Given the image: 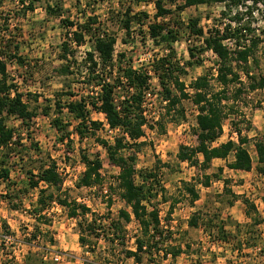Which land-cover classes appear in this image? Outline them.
Masks as SVG:
<instances>
[{"label": "rangeland", "instance_id": "374dc122", "mask_svg": "<svg viewBox=\"0 0 264 264\" xmlns=\"http://www.w3.org/2000/svg\"><path fill=\"white\" fill-rule=\"evenodd\" d=\"M155 1L157 0H38L34 5L35 10L25 14L18 0H0V51L10 79L23 95L29 110L36 115L27 126L14 117L5 120L6 125L14 130L17 144L12 146L8 164L9 182L7 184L0 181V264H83L92 261L96 264H212L217 260L216 253L219 251L210 249L208 244L221 240L220 231L225 232L220 220L223 208L236 200H241L243 204L246 200L254 205V210L245 205V212L253 222L247 233H256L252 229L256 225L255 221H258L257 224L264 222L259 212H264V165L258 164L254 147L255 141L264 140V88L249 92L245 89L248 80L241 74L245 90L236 101L229 94L230 100L225 102L227 118L223 121L222 134L213 143L216 146L228 140L237 142V131L248 137L250 142L245 148L253 162L251 171L242 177L224 167L225 162L219 161H215L209 170L201 171L197 166L180 163L176 159L180 146L196 145L197 109L189 99H185L175 111L167 112L162 89L151 68L154 60L170 56V50L165 44L153 42L148 34V26L154 23L165 24L177 32L176 41L169 45L174 51V61L185 67V74L179 81L184 84L186 92L191 93L190 84L204 74L211 78L210 85L213 89H219L214 80L218 59L212 52L196 54L200 65L185 66L189 61L188 50L203 46V38L190 34L188 23L191 19H198V27L207 35L209 31L229 23L231 15L221 16V12L226 11L222 4L202 5L178 12L176 7L182 4V0H160L164 9L170 10L171 14L157 19ZM48 5L58 7L61 16L48 15L45 11ZM128 8L132 13H146L148 18L141 25L133 23L131 35L127 37L121 29L120 21L124 19ZM86 17H96L98 22L94 29L116 38L115 56L123 53L125 60H129L134 68H142L150 75L142 104L146 122L142 126V136L137 141L141 145L133 148L134 150L122 151L125 156L136 155V183L141 184L140 173L154 172L157 175L154 181L147 182L154 195L147 207L157 209L160 230L164 235L156 239L157 244L153 240L152 258L141 254L140 263L133 258H126L125 254L126 251L135 250V238L140 234V225L134 220L125 224L118 217L121 209L130 212L116 188L119 169L110 163L104 148L95 138L79 139L74 129L76 122L64 109L67 102L88 95L96 97L98 91L91 92L81 84L84 80L81 71L84 69L71 68L74 73L72 75L64 74L61 70L65 64L60 58L61 44L66 35L71 33L62 21L83 23ZM250 19L254 33L264 41V7L258 6ZM91 47V40L86 37L84 45L75 52L78 64H81L86 51H90ZM256 57L258 66L250 63L249 71L258 80L259 77H264V43L259 46ZM169 88L176 93L173 83L169 84ZM232 88L233 86L229 90ZM66 93H73L75 96L70 98ZM116 95L123 98L126 92L119 89ZM115 100L120 101L116 97ZM55 103H60L63 107L59 115L69 125L65 131L70 135L69 146L60 142L66 136L65 132H57L51 125V120L60 113L55 108ZM44 109H48V116L43 115ZM91 119L105 124L96 137L111 143L117 132L107 128L104 116L91 110ZM83 156L89 160H100L103 179L99 186L90 189L76 187L74 178H79L84 170ZM199 159L201 160L200 157ZM232 159L233 155L227 160L231 162ZM52 162L61 169L62 183L58 187L47 189L41 197L39 190L45 186L40 184L36 188H30L29 173L37 181L38 171ZM219 165H223L224 171L218 178H214L212 175L217 174ZM66 168L70 171L66 172ZM234 180L235 183L232 182ZM63 181H66L64 185ZM187 185L193 187L199 197L194 204H191V196L186 192ZM232 187L240 192L253 189V199L258 200L259 210L248 198L232 194ZM206 188L209 192H206ZM220 190L223 194L217 195ZM48 194L84 205L90 212L78 219L69 218L68 210L58 205L56 200L48 202ZM40 197L46 203L43 210L38 203ZM109 199L112 204L107 208ZM37 209L41 211L35 219L33 213ZM190 218L196 220V227L187 225ZM91 220L95 221L94 224L90 223ZM111 223L115 224L114 228ZM88 224L94 227V232H89L86 228ZM81 234L85 239L82 245L79 242ZM204 235L207 240H203ZM143 238L147 240V237ZM253 239L255 243L262 242L260 237ZM234 243V248L239 249V241ZM178 247L182 254L177 261L172 262L163 256L166 249ZM155 249L158 250L157 253ZM262 252L264 253V249ZM149 259H153V262Z\"/></svg>", "mask_w": 264, "mask_h": 264}, {"label": "trees", "instance_id": "16d2710c", "mask_svg": "<svg viewBox=\"0 0 264 264\" xmlns=\"http://www.w3.org/2000/svg\"><path fill=\"white\" fill-rule=\"evenodd\" d=\"M38 0H18L23 12H33L35 10V2ZM224 5V10L221 16H230L229 23H225L221 28L211 30L204 33L198 27V19H191L188 23V30L193 36L203 38L201 47H193L188 50L189 61L185 66L200 65V61L196 54H202L205 51L212 52L218 59L216 68L215 82L219 85V89L214 90L210 85L211 78L208 74H204L196 78L189 86L191 93L186 92L184 84L179 81V78L185 74L184 65L174 61V51L169 43L176 41V31L170 29L165 24L154 23L148 26L149 37L154 43L159 45L165 44L170 50L169 55L156 59L152 63V72L156 75L163 93V100L166 102L167 112L176 110L180 102L189 99L197 109L195 118L196 129V145L180 146L176 155V159L180 163H188L190 166H197L199 170L206 171L210 169L214 159L226 161L225 167L228 170L250 172L253 167V162L245 145L250 142L246 136H242L237 131V142L228 140L225 143L216 146L213 143L220 138L222 134L223 121L227 118L225 113V102L232 99L236 101L242 94L243 90L247 89L253 92L264 88V77L255 79L250 73L249 64L258 66L256 57L257 50L264 41L254 33L251 19L254 10L258 6L264 7V0H182V4L176 7V11L181 12L187 8L198 6ZM156 9L155 18H164L170 15V10L164 9L160 0L155 1ZM45 11L48 15H56L60 17L61 11L58 7L46 6ZM146 13H132L131 9H126L124 19L121 22V29L125 35H131V25L133 23L141 25L147 20ZM96 17H86L83 23L69 22L63 20L65 28L70 29L71 33L66 35V39L61 44L60 58L65 62L62 66L64 74H74L71 68L84 69L83 84L88 90L93 92L98 90L96 97H80L77 100L67 102L64 109L76 122L74 127L75 134L79 139L95 138V140L104 148L107 158L112 165L119 169L116 176L117 190L119 191L120 199L130 208V212L121 209L118 212V217L125 224L136 221L140 225V234L135 238V250L126 251V258H133L135 262H142L141 254H147L151 258L153 256V240L155 244L157 238H162L164 233L160 230V219L156 208L149 209L150 199L154 195L151 194V186H147L149 180L154 181L156 176L154 172L146 174L140 173L141 184L136 183V155H123L122 151L137 148L141 143L137 141L142 136V126L145 124V116L142 110L144 93L148 89L150 75L148 71L142 68H134L129 60H125V55L119 53L114 54L116 38L104 32L94 29L97 23ZM88 37L92 43V49L86 51L85 57L81 64L75 60V52L85 43V38ZM231 41L232 47H227L223 42ZM198 48V49H197ZM195 51H197L195 53ZM15 58V57H13ZM195 60V61H194ZM20 64L22 61L18 59ZM80 72V74H82ZM241 74L248 80V85L244 89L241 81ZM173 83L176 93H173L169 88V84ZM232 90L229 88L232 87ZM123 90L126 95L118 97L117 90ZM231 93H230V92ZM230 94V95H229ZM70 98L75 95L66 93ZM119 98V102L115 100ZM37 100L36 97L33 98ZM55 108L60 111L58 115L51 120L52 127L57 131L64 133L68 130L69 125L64 122L59 114H61L60 103H55ZM91 110L101 113L105 118V123L110 131H115L113 141L98 139L97 132L104 128L102 122L91 119ZM48 109L43 110V115L48 116ZM35 112L30 111L28 105L23 100V95L18 91L13 80L10 79L7 73L6 63L0 51V181L3 183L9 182L10 169L8 167L11 159L12 146L17 144L15 140L14 130L6 125V118L14 117L22 125H28L35 117ZM66 136L60 142H65L69 146L70 135L65 132ZM262 140V141H261ZM255 141L254 147L256 150L257 162L264 165V140ZM134 150V149H133ZM138 150V149H137ZM233 155L231 162L227 159ZM201 158V160L199 159ZM84 171L77 180V188H92L99 186L102 183L101 168L102 164L99 159L89 160L87 157H82ZM56 164L52 162L50 165L40 169L37 174V181H34V175L29 173L28 186L36 188L41 183L46 185L44 189H40L39 193L43 195L49 188L58 187L62 182L60 176L56 172ZM262 170V169H260ZM223 172V168H217V174L212 177L218 178ZM207 184V183H206ZM186 192L191 196V204L198 200V195L193 187L186 186ZM38 199V203L42 207L46 206L42 198ZM48 202L56 200V203L68 210L69 218L78 219L84 217L90 212L89 208L84 205L68 202L66 198L54 197L52 194L47 195ZM245 205L254 210V205L248 203ZM112 201L109 199L106 207L109 208ZM232 204V203H230ZM73 205V206H72ZM172 207H170L171 211ZM40 210V211H41ZM79 210V211H78ZM38 209L33 213L35 219L38 217ZM95 221L91 220V224ZM258 221H255L257 224ZM88 224L86 228L89 232H94V227ZM115 224L111 223L112 228ZM187 225L196 227L197 222L190 218ZM84 231V230H83ZM80 232H82L80 230ZM222 235L226 234L220 231ZM219 236L221 240H228L226 237ZM118 236V235H116ZM147 237L145 240L143 237ZM35 237V236H34ZM218 237V236H217ZM84 236H79L80 244L85 243ZM123 238V237H122ZM116 240V239H115ZM152 242V244H150ZM158 250L155 249V253ZM182 254V250L176 249L165 250L164 257L171 256L174 261L176 257ZM28 259V255L26 256ZM153 262V259H149ZM44 262V261H43ZM47 264V263H44ZM54 264V263H49ZM83 264H96L92 262H84Z\"/></svg>", "mask_w": 264, "mask_h": 264}, {"label": "crops", "instance_id": "0c3cea01", "mask_svg": "<svg viewBox=\"0 0 264 264\" xmlns=\"http://www.w3.org/2000/svg\"><path fill=\"white\" fill-rule=\"evenodd\" d=\"M215 161L225 162L226 165L225 160L214 159L211 163V167L214 166L213 164ZM219 167L223 168L224 171L225 166L223 167V165H219ZM230 171L240 174L242 177L246 176L249 173L244 171H233V170ZM232 182L235 183L236 181L234 180ZM44 186L46 187V185ZM205 190L207 192L209 189L206 188ZM231 193L236 196H242L244 198H248L250 202L254 203L256 208L259 210L258 200L253 199V197H255L254 195L255 193L253 189L248 188L240 192V191H236L235 188L232 187ZM216 194L220 195L223 193L220 190L217 191ZM245 210H246V206L241 202V200H236L233 202L232 205H228L225 208H223V213L221 215L220 220L223 224V229L225 233L233 238L230 240H219L214 244H208V247L209 246L211 247L210 249L219 251V253H216L217 260L214 261L212 264H264V253L262 252V249H264V222L258 223L253 226L252 229L256 232L255 234L247 233L246 231L250 228L249 226L253 222L251 220V216H248ZM259 212H261V218L264 219V212L260 210ZM255 237L256 238L260 237L262 242L259 243V241H257L256 244L253 239ZM204 239L207 240L206 235H204L203 240ZM234 241H239L240 244L239 249L234 248L235 245ZM245 244L247 245L245 246ZM177 259L178 257H176L174 261H177Z\"/></svg>", "mask_w": 264, "mask_h": 264}, {"label": "built area", "instance_id": "2783aa9c", "mask_svg": "<svg viewBox=\"0 0 264 264\" xmlns=\"http://www.w3.org/2000/svg\"><path fill=\"white\" fill-rule=\"evenodd\" d=\"M225 42H227L225 45L227 46V47H232V42L231 41H229V40H227V41H225ZM144 113V112H143ZM144 116H145V113H144ZM105 125V124H104ZM73 170V169H72ZM68 171H70L68 168H66V172H68ZM84 171V170H83ZM56 172H57V174L61 177L62 176V174H61V169L59 168V167H56ZM77 180H78V178H74V182H77ZM66 183V181H63V185ZM71 184V183H70ZM166 258L167 259H171V256L170 255H167L166 256ZM56 260H58V259H56Z\"/></svg>", "mask_w": 264, "mask_h": 264}]
</instances>
